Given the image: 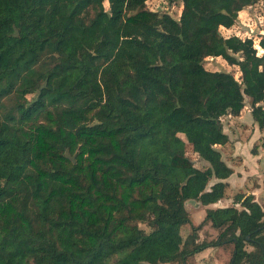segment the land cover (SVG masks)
Segmentation results:
<instances>
[{
  "label": "trees",
  "instance_id": "trees-1",
  "mask_svg": "<svg viewBox=\"0 0 264 264\" xmlns=\"http://www.w3.org/2000/svg\"><path fill=\"white\" fill-rule=\"evenodd\" d=\"M258 1L165 0L174 17L147 0H0V264H185L221 245L228 264H264L252 194L196 225L186 208L225 196L221 119L248 102L264 129V36L259 53L220 30Z\"/></svg>",
  "mask_w": 264,
  "mask_h": 264
},
{
  "label": "crops",
  "instance_id": "crops-1",
  "mask_svg": "<svg viewBox=\"0 0 264 264\" xmlns=\"http://www.w3.org/2000/svg\"><path fill=\"white\" fill-rule=\"evenodd\" d=\"M250 6L252 5L246 6L240 10L238 16L241 17L242 14H248ZM181 8L182 3H180L179 11ZM231 27H221L220 30H225L224 33L221 31L225 36L237 35L231 33ZM256 44L258 45L256 46L258 51L263 52V49L260 48L259 44ZM260 103L264 108V99ZM221 121L223 131L228 136V141L225 144L216 145V148L220 150L222 159L225 163L231 167L232 173L225 179L227 187L223 198L208 205H202L199 202L197 203L199 206H203L204 209L207 207L215 208L232 205L240 208L238 203H234V196L236 194L244 193L246 195L252 194L254 200L258 202L264 210V207L262 206V203L264 202V170H262L264 167V129L259 128L257 122H255L248 102H246L243 108L232 110L228 115L224 116ZM253 148H255L254 151ZM195 156L196 157L193 159L194 164H196L195 161H197V163L199 160L202 162L199 168L208 164L196 154ZM213 181L215 180H212L209 184ZM204 226L213 229L209 224H205ZM213 230L215 231V229ZM199 232V240L205 239V237H202V232ZM209 232L211 233L212 231ZM215 236L208 237L207 240H211L215 238ZM231 248L232 247L228 245L207 247L192 256L194 261L193 264H228L231 257ZM247 249H251V247H248Z\"/></svg>",
  "mask_w": 264,
  "mask_h": 264
},
{
  "label": "rangeland",
  "instance_id": "rangeland-1",
  "mask_svg": "<svg viewBox=\"0 0 264 264\" xmlns=\"http://www.w3.org/2000/svg\"><path fill=\"white\" fill-rule=\"evenodd\" d=\"M180 3L176 2L171 5H168L165 0H147V5L151 10H168L174 17H178L179 15V9H180ZM104 5L106 8H108V2H104ZM59 28V25H51L47 30H39L40 34H48L52 31ZM223 33L225 30H222ZM231 33L237 34L239 37H247L248 35H254L260 36L262 32H264V0H259L256 4L250 6V11H248V14H242L241 17L238 16L237 21L235 22L234 26L231 27ZM257 41V39H256ZM255 41V43H256ZM258 46V45H255ZM261 53V51H259ZM205 68L209 70H226L234 74L236 78L239 77L240 71L237 66L229 65L223 58L221 57H208L204 61ZM33 95H28V98H31ZM183 136V135H182ZM185 138V136H183ZM186 139V138H185ZM186 150L188 154L194 159L195 154L192 152V146L190 143H186ZM195 166H201L200 160ZM264 170V167L262 168ZM262 206L264 207V202L262 203ZM186 208L191 214V222L192 224H197L200 222V220L203 217L204 213V207L199 206L197 202H194L193 200L186 202ZM142 227H145V229H148V227L144 224H140ZM185 230L190 231L191 227L190 224H187L184 226ZM204 231V232H203ZM209 231H212L211 233ZM202 232V237H205L207 239L208 237H214L217 234V230L210 229L206 226L202 228L200 231ZM199 232V233H200ZM193 257H190L185 264H193ZM181 264V263H178Z\"/></svg>",
  "mask_w": 264,
  "mask_h": 264
},
{
  "label": "built area",
  "instance_id": "built-area-1",
  "mask_svg": "<svg viewBox=\"0 0 264 264\" xmlns=\"http://www.w3.org/2000/svg\"><path fill=\"white\" fill-rule=\"evenodd\" d=\"M261 35H264V32H262ZM261 35H260V36H261ZM241 38H242V37H241ZM244 38H253V39H254V42H255L256 39H257L256 43H258V41H259V37H258V36L255 37L254 35H248L247 37H244ZM256 43H255V45H257Z\"/></svg>",
  "mask_w": 264,
  "mask_h": 264
},
{
  "label": "water",
  "instance_id": "water-1",
  "mask_svg": "<svg viewBox=\"0 0 264 264\" xmlns=\"http://www.w3.org/2000/svg\"><path fill=\"white\" fill-rule=\"evenodd\" d=\"M65 155H66L67 157H70V158L73 160V157L70 156L68 152H65Z\"/></svg>",
  "mask_w": 264,
  "mask_h": 264
}]
</instances>
